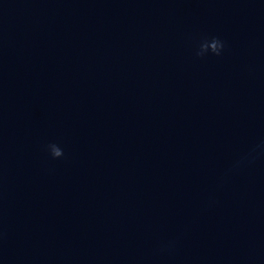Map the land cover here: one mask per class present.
<instances>
[{
	"label": "clouds",
	"instance_id": "9594fccd",
	"mask_svg": "<svg viewBox=\"0 0 264 264\" xmlns=\"http://www.w3.org/2000/svg\"><path fill=\"white\" fill-rule=\"evenodd\" d=\"M225 47L224 42L218 37H212L210 39L203 40L196 52V55L203 57L208 53L216 56H220ZM48 149L53 158H60L64 155L63 150L56 144H49Z\"/></svg>",
	"mask_w": 264,
	"mask_h": 264
}]
</instances>
